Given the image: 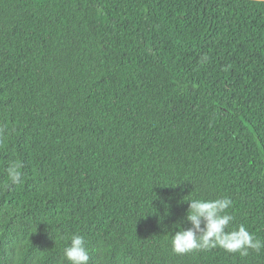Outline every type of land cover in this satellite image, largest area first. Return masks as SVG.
<instances>
[{
  "label": "trees",
  "instance_id": "1",
  "mask_svg": "<svg viewBox=\"0 0 264 264\" xmlns=\"http://www.w3.org/2000/svg\"><path fill=\"white\" fill-rule=\"evenodd\" d=\"M222 197L264 243V4L0 0V264H264L172 251Z\"/></svg>",
  "mask_w": 264,
  "mask_h": 264
},
{
  "label": "clouds",
  "instance_id": "2",
  "mask_svg": "<svg viewBox=\"0 0 264 264\" xmlns=\"http://www.w3.org/2000/svg\"><path fill=\"white\" fill-rule=\"evenodd\" d=\"M21 165L15 164L8 168L12 184L22 183ZM185 214L190 227H181L176 223V231L171 239L172 251L179 255L193 251H208L220 247L228 253L247 255L251 249L259 252L264 243L256 239L244 225L228 231L234 217L227 209L232 206L228 197L215 199L190 198ZM64 257L69 264H89L90 253L85 239L80 234H73L68 245L64 248Z\"/></svg>",
  "mask_w": 264,
  "mask_h": 264
},
{
  "label": "water",
  "instance_id": "3",
  "mask_svg": "<svg viewBox=\"0 0 264 264\" xmlns=\"http://www.w3.org/2000/svg\"><path fill=\"white\" fill-rule=\"evenodd\" d=\"M247 3H252V4H264V0H241Z\"/></svg>",
  "mask_w": 264,
  "mask_h": 264
}]
</instances>
